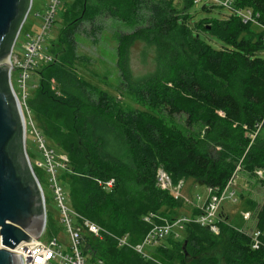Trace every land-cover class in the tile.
<instances>
[{"label": "trees", "instance_id": "trees-1", "mask_svg": "<svg viewBox=\"0 0 264 264\" xmlns=\"http://www.w3.org/2000/svg\"><path fill=\"white\" fill-rule=\"evenodd\" d=\"M185 1L183 8L176 0H74L64 10V26L55 43L59 48L54 44L50 49L54 60L36 70L41 81L30 93L29 107L50 147L69 158L59 177L70 203L110 232L99 237L84 228L81 249L88 262L159 264L120 246L115 236L129 234L132 243H139L152 227L145 216L154 213L162 223L187 215H172L183 202L158 185L160 168L174 184L194 178L217 194L234 177L239 162L251 173L264 168V141H252L264 121V58L259 55L264 32L252 34L254 25L233 12L223 21L197 23L196 32L187 9L195 0ZM29 6L30 0H24L3 55L11 51ZM235 7L259 11L264 23V0H235ZM108 19L131 28L115 32L119 94L78 69V37L85 26L89 34L103 30ZM206 21H214L215 27ZM200 31L215 33L227 44L215 49ZM138 46V58L147 67L140 72L132 62ZM2 83L10 94L6 71ZM125 91L136 105L123 101ZM214 143L224 151L213 154L208 147ZM12 152L33 181L22 132L12 142ZM27 152L41 182L40 171L47 170L33 162L28 146ZM111 179L115 184L110 190L100 183ZM200 213L198 207L190 211ZM223 215L218 234L191 222L182 231L183 239L169 236L158 249L179 264H220V256L224 264H264V205L256 214L260 249L252 248L251 235L233 225L225 210ZM51 229L47 211L46 230Z\"/></svg>", "mask_w": 264, "mask_h": 264}, {"label": "rangeland", "instance_id": "rangeland-1", "mask_svg": "<svg viewBox=\"0 0 264 264\" xmlns=\"http://www.w3.org/2000/svg\"><path fill=\"white\" fill-rule=\"evenodd\" d=\"M73 1L74 0H62L58 8L55 21L46 35L43 50L41 51L42 55H50V49L58 42L64 26L65 7L73 3ZM225 1L226 0H201L189 5L187 8L188 14L190 15L191 25L194 27L195 31V25L201 21L207 19L223 21L227 19L231 15L232 10L228 7L222 6L221 3ZM33 2V8L31 9L29 18L25 24L24 32L20 35L17 44L14 47V52L19 56H22L24 53L23 43L25 42V33L27 31L35 33L41 30L44 15L49 6V0H33ZM176 2L179 3L181 7H186L185 0H176ZM205 23H210V28L213 26L215 27L214 21H206ZM103 26V30H98L95 34H89L88 31L90 28L85 26L84 33L78 37V51L80 55L78 69L83 76L93 80L96 84L105 87L110 92L119 94L117 89L120 77L119 70L116 66V48L118 41L116 39L115 32L119 29L125 32L130 31L131 28L125 23L115 21L113 19H108ZM251 31L252 34H255V32H261L262 29L254 25L251 27ZM200 33L202 38L207 40L215 49H220L224 44H227L225 39L215 33H206L203 31H200ZM250 35L251 34L248 36ZM55 48L58 49L59 46L55 44ZM138 54L139 46L135 48L132 61L136 72L144 71L147 68L143 63H141L140 58H138ZM259 55L264 58V48L259 52ZM17 76L18 71L15 70L13 73V82L16 89L19 90ZM40 81L41 79L39 73L33 72L27 82L30 93L37 90L40 86ZM234 84L240 92V81L235 78ZM122 96H124L123 101L127 104L133 106L136 105L132 100L131 95H129L126 91L122 93ZM258 140L264 141V121L257 126L255 133L252 135V141ZM27 146L32 154L34 163L44 161L43 154L35 141V137L31 133L30 127L27 138ZM208 149L213 154L224 151V148L220 145H216L215 143L210 145ZM40 178L47 198V211L52 227L51 230H44L41 234V240L49 242L55 236L58 238L61 248L64 251H68L71 247V239L66 226L62 221L60 207L55 200L49 175L40 171ZM180 181H183L184 183L181 190V197L178 199L183 202V206L177 211L172 212V215L175 216L182 213L190 214V211L194 209L193 205H201L203 203V199L207 196V187L196 179L188 178ZM180 181L178 184H180ZM231 186V190H236V196L234 198H230L228 195L223 200V206L227 209V213L230 218L229 221L242 232L251 234L256 230V214L258 207L264 205V168H258L251 173L242 161L239 162L234 177L231 180ZM183 237L184 234L181 233V239H183ZM158 247H145L144 252L151 256L155 263L179 264L177 261L173 263L168 259H165L163 252L161 249H158ZM53 264H59V261L53 260ZM220 264H224V261L221 260V256Z\"/></svg>", "mask_w": 264, "mask_h": 264}, {"label": "built area", "instance_id": "built-area-1", "mask_svg": "<svg viewBox=\"0 0 264 264\" xmlns=\"http://www.w3.org/2000/svg\"><path fill=\"white\" fill-rule=\"evenodd\" d=\"M199 1L201 0H195V2ZM61 2L62 0H49V6L44 15L41 30L35 33H31L30 31L25 33L23 55L19 56L13 50L11 56L12 66L10 68L9 76L10 83L20 102L25 117L27 138L30 127L31 133L35 137V141L43 154L44 161L37 162V165L44 167L47 170L55 200L60 207L62 221L70 235L71 247L70 250L64 251L61 248L58 238L53 237L49 242H44L40 239L39 243L34 247L25 245L22 248L17 246L15 248H8L23 255V264H53V260H58L59 264H103L101 259L97 262L87 261V258L84 256L81 249L83 243L82 234L85 227H87L89 232L99 237H102L105 232L109 234L110 232L103 229L97 223L83 217L73 209L70 203L69 192L61 183L59 177L60 169L66 168L69 165V158L66 154L59 153L55 148L50 147L46 137L39 129L33 118L28 102L30 90L27 82L31 77V74L33 72L35 73L36 70L41 68L44 64L50 63L54 60V56L52 54L44 56L41 51L43 50L46 35L55 21ZM221 4L224 7L230 8L233 13L240 16L245 24L256 25L264 32V23L261 21L262 17L259 11H255L252 8H237L235 7V0H226ZM23 32L21 30L16 42ZM15 70L18 71L17 82L19 90L16 89L13 82V73ZM231 180L228 182L221 194L215 193L213 188H207L208 196L206 199H203V203L200 206H197L201 210V213L197 216L192 214L181 215L172 220L166 219L164 222L159 223L155 220L157 215L151 213L145 216V221L151 223L152 227L141 242L132 243L129 234H126L124 236H115L118 244L120 246H129L144 256L151 257L144 252L145 247H157L161 245L169 236H175L178 238L181 237V233L187 223H199L201 226L207 227L212 232L218 234L220 232V223L224 221L223 200L228 195L230 198H234L236 196V190H231ZM100 183L104 188L110 190L115 184V179H111L107 182L100 181ZM183 183V181H180V184H174L171 175L167 171L163 168L158 170V185L164 190L171 191L176 198L181 197ZM42 189L47 209V198L43 186ZM77 219H82V224H77ZM250 235L252 248L260 249L262 247L261 231L256 229Z\"/></svg>", "mask_w": 264, "mask_h": 264}, {"label": "water", "instance_id": "water-1", "mask_svg": "<svg viewBox=\"0 0 264 264\" xmlns=\"http://www.w3.org/2000/svg\"><path fill=\"white\" fill-rule=\"evenodd\" d=\"M23 2L24 0H0V264H23V255L8 247H34L39 243L47 225L44 192L27 152L25 117L9 76L14 46L30 13L33 0H30L11 51L3 55L7 38L22 14ZM4 71L8 75L10 94L2 83ZM20 132L33 181L27 179L25 165H21L12 152V142Z\"/></svg>", "mask_w": 264, "mask_h": 264}, {"label": "crops", "instance_id": "crops-1", "mask_svg": "<svg viewBox=\"0 0 264 264\" xmlns=\"http://www.w3.org/2000/svg\"><path fill=\"white\" fill-rule=\"evenodd\" d=\"M207 196H208V192H207ZM207 196H206V197H207ZM205 199H206V198H205ZM197 206H200V205H195V204L193 205V207H197ZM224 210H225V212L227 213V209L224 208ZM227 214H228V213H227Z\"/></svg>", "mask_w": 264, "mask_h": 264}]
</instances>
